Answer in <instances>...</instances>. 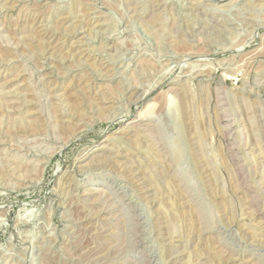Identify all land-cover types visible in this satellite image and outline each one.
<instances>
[{
	"label": "rangeland",
	"instance_id": "374dc122",
	"mask_svg": "<svg viewBox=\"0 0 264 264\" xmlns=\"http://www.w3.org/2000/svg\"><path fill=\"white\" fill-rule=\"evenodd\" d=\"M0 264H264V0H0Z\"/></svg>",
	"mask_w": 264,
	"mask_h": 264
}]
</instances>
